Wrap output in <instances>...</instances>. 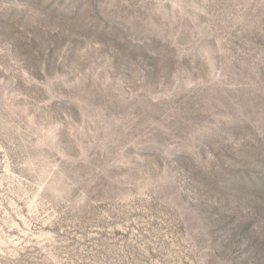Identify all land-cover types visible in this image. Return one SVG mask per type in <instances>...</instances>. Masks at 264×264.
<instances>
[{
  "label": "rangeland",
  "instance_id": "1",
  "mask_svg": "<svg viewBox=\"0 0 264 264\" xmlns=\"http://www.w3.org/2000/svg\"><path fill=\"white\" fill-rule=\"evenodd\" d=\"M0 264H264V0H0Z\"/></svg>",
  "mask_w": 264,
  "mask_h": 264
}]
</instances>
